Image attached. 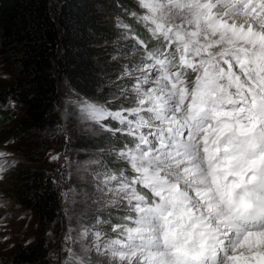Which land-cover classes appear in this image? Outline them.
Instances as JSON below:
<instances>
[{
  "label": "snow or ice",
  "instance_id": "snow-or-ice-1",
  "mask_svg": "<svg viewBox=\"0 0 264 264\" xmlns=\"http://www.w3.org/2000/svg\"><path fill=\"white\" fill-rule=\"evenodd\" d=\"M137 4L158 46L135 38L127 106L81 102L96 126L127 137L100 188L122 222L79 254L66 246L63 264H92L90 251L107 264H264V0Z\"/></svg>",
  "mask_w": 264,
  "mask_h": 264
},
{
  "label": "rangeland",
  "instance_id": "rangeland-1",
  "mask_svg": "<svg viewBox=\"0 0 264 264\" xmlns=\"http://www.w3.org/2000/svg\"><path fill=\"white\" fill-rule=\"evenodd\" d=\"M52 1L54 3L56 0ZM131 1L128 17H133V12H141L137 0ZM102 11L106 23L115 33L108 34L102 43L103 98L87 100L64 81H59L62 121L58 130L51 135L26 132L0 144V153L6 154L0 160L7 161L0 171V258H8L17 244H30L38 236L44 235L50 250V264H63L67 258L64 251L66 246H71L79 254L82 244L91 247L93 232L104 230L114 237L111 225L122 222L123 209L108 204L111 194L101 192L100 188L103 174L121 167L115 153L127 142V137L100 129L86 118L80 110V103L86 101L113 109L120 103L127 106L121 91L131 88L132 81L123 76V71L125 66L131 68L133 64L140 63L141 52L134 50V46L136 37L143 38L123 15L111 9L103 8ZM133 18L150 37L152 44L148 47H157L158 43L152 39L151 33ZM16 57L13 50L0 45V87L7 88L13 84ZM3 107L14 115L10 123L24 116V108L14 102L10 101ZM111 126L119 127L116 122H112ZM36 169L43 170L51 177L60 195L59 214L45 230L40 229L31 210L10 196L22 177ZM83 228L91 231L86 239L80 240L78 234ZM68 235L77 242L67 241L65 237ZM88 258L92 264H107L108 260L95 251L88 252Z\"/></svg>",
  "mask_w": 264,
  "mask_h": 264
},
{
  "label": "trees",
  "instance_id": "trees-1",
  "mask_svg": "<svg viewBox=\"0 0 264 264\" xmlns=\"http://www.w3.org/2000/svg\"><path fill=\"white\" fill-rule=\"evenodd\" d=\"M103 8L123 15L152 44L128 17L131 0H0V45L17 55L13 84L0 87V144L26 132L51 135L58 130L59 81L87 100L103 98L102 43L115 34ZM10 101L24 108L23 118L13 123L14 115L3 107ZM11 191L18 204L35 214L41 230L57 218L59 191L43 170L27 173ZM49 254L47 239L40 235L30 244H17L0 264H50Z\"/></svg>",
  "mask_w": 264,
  "mask_h": 264
},
{
  "label": "bare ground",
  "instance_id": "bare-ground-1",
  "mask_svg": "<svg viewBox=\"0 0 264 264\" xmlns=\"http://www.w3.org/2000/svg\"><path fill=\"white\" fill-rule=\"evenodd\" d=\"M80 110L84 113V115H86L85 112L83 111V105L81 103H80Z\"/></svg>",
  "mask_w": 264,
  "mask_h": 264
}]
</instances>
